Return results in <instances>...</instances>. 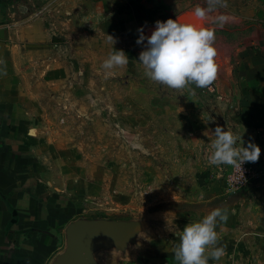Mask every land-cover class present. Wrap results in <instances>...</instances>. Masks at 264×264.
<instances>
[{"label": "rangeland", "instance_id": "rangeland-1", "mask_svg": "<svg viewBox=\"0 0 264 264\" xmlns=\"http://www.w3.org/2000/svg\"><path fill=\"white\" fill-rule=\"evenodd\" d=\"M33 7L46 16L54 47L51 60L26 68L22 91L53 176L84 218L131 225V244L117 245L111 263L178 264L185 225L222 208L228 219L218 221L210 248L223 246L226 255L208 264H264L263 242L247 244L244 256L229 241L241 232L237 198L204 201L210 180L221 181L228 169L209 163L215 136L204 123L207 87L170 88L149 79L138 61L147 44H137L139 29L150 36L158 20H195L191 13L208 0H0V23ZM203 23L215 29L219 67L229 47L241 48L264 28V0H220ZM108 35L129 57L110 75L102 67L113 51ZM127 247L133 255L121 259Z\"/></svg>", "mask_w": 264, "mask_h": 264}, {"label": "crops", "instance_id": "crops-1", "mask_svg": "<svg viewBox=\"0 0 264 264\" xmlns=\"http://www.w3.org/2000/svg\"><path fill=\"white\" fill-rule=\"evenodd\" d=\"M45 17L33 7L17 17L7 13L8 21L0 23V264H113L108 258L117 257L116 249L107 246L106 251L99 246L77 249L58 263L67 251L69 227L96 220L84 218L82 206L53 176L22 91L26 68L52 58L54 45ZM212 84L215 96L206 97L203 107L211 135L221 126L260 153L242 188L227 192L224 178L217 176L205 191L206 202L237 198L244 212L234 226L241 232L229 235V241L245 256L250 254L247 244L264 243V28L241 48L226 50ZM132 255L131 247L119 251L121 259Z\"/></svg>", "mask_w": 264, "mask_h": 264}, {"label": "clouds", "instance_id": "clouds-1", "mask_svg": "<svg viewBox=\"0 0 264 264\" xmlns=\"http://www.w3.org/2000/svg\"><path fill=\"white\" fill-rule=\"evenodd\" d=\"M217 3L220 0H208L207 8L197 7L191 13L195 20L178 16L176 19L158 20L150 36H146L142 28L138 30L137 44L147 40L138 61L149 79L178 90L189 84L199 88L212 85L218 74L215 29L206 27L203 21ZM223 20V16L217 17L221 27ZM108 36L113 42V51L103 61L102 67L110 75L111 70L126 66L129 57L124 50L115 49L114 38ZM214 136L209 157L211 165H231L242 171L244 165L254 166L258 162L259 151L252 146L245 147L242 136L221 126L215 128ZM227 219L228 210L216 208L202 219L185 225L174 253L178 264H208L209 259L219 261L224 257L226 250L223 246H210L218 243V221Z\"/></svg>", "mask_w": 264, "mask_h": 264}, {"label": "water", "instance_id": "water-1", "mask_svg": "<svg viewBox=\"0 0 264 264\" xmlns=\"http://www.w3.org/2000/svg\"><path fill=\"white\" fill-rule=\"evenodd\" d=\"M132 227L130 224L116 225L108 221H78L68 229V247L58 263L69 260L77 249L90 247H121L132 242ZM107 241H113L109 245Z\"/></svg>", "mask_w": 264, "mask_h": 264}, {"label": "built area", "instance_id": "built-area-1", "mask_svg": "<svg viewBox=\"0 0 264 264\" xmlns=\"http://www.w3.org/2000/svg\"><path fill=\"white\" fill-rule=\"evenodd\" d=\"M210 94H215V86L212 84L207 87ZM254 171L253 166L244 165L242 171L235 166L228 165V169L224 175L225 190L227 192H234L242 188L252 177Z\"/></svg>", "mask_w": 264, "mask_h": 264}]
</instances>
